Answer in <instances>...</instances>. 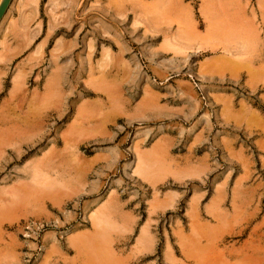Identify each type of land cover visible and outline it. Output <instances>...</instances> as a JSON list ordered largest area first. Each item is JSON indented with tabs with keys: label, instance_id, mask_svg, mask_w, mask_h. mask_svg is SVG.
<instances>
[{
	"label": "rangeland",
	"instance_id": "rangeland-1",
	"mask_svg": "<svg viewBox=\"0 0 264 264\" xmlns=\"http://www.w3.org/2000/svg\"><path fill=\"white\" fill-rule=\"evenodd\" d=\"M262 67L264 0H13L0 264H264Z\"/></svg>",
	"mask_w": 264,
	"mask_h": 264
},
{
	"label": "bare ground",
	"instance_id": "bare-ground-1",
	"mask_svg": "<svg viewBox=\"0 0 264 264\" xmlns=\"http://www.w3.org/2000/svg\"><path fill=\"white\" fill-rule=\"evenodd\" d=\"M2 0H0V2H1ZM189 19V18H188ZM144 21V20H143ZM192 26V25H191ZM170 36V35H169ZM166 44V43H165ZM226 51V50H225ZM233 52V51H232ZM245 52V51H244ZM226 53H231V51H229V50H227L226 51ZM237 54V53H236ZM231 56H234L233 55V53H231L230 54ZM229 55V57L230 58H232L231 56ZM226 56H227V54H226ZM226 56H224V57H222V58H226ZM108 57H110V56H108ZM241 57V56H240ZM228 59V58H227ZM227 59L225 60V61H222V59H220V58H214L213 60H211V61H209V63L211 64V66H212V64H215V65H217V63L218 62H220L221 64H222V62H224V64L226 63V61H227ZM224 60V59H223ZM231 60V59H230ZM111 61V60H110ZM233 62V61H232ZM232 62L231 61H229V63H230V65H232ZM209 63H207V64H209ZM219 64V63H218ZM221 64H219V65H221ZM228 64V63H227ZM210 67V65H207V67ZM222 67H223V65H221ZM262 66V65H261ZM219 67V66H218ZM225 67H227V66H225ZM242 67V66H241ZM217 68V67H216ZM263 68V67H262ZM208 69V68H207ZM220 69V68H219ZM260 69V68H259ZM264 69V68H263ZM229 70V69H228ZM230 72V71H229ZM253 73H256V72H253ZM202 74V73H201ZM262 74V73H261ZM222 75V74H221ZM253 75V74H252ZM257 75V74H256ZM250 77H253V76H250ZM126 78V77H125ZM257 78H259V77H257ZM252 79H254V77L252 78ZM117 80V79H116ZM127 80V79H126ZM257 80V79H256ZM94 81V80H93ZM262 81H263V79H262ZM119 83V82H118ZM100 84V83H99ZM105 84V83H104ZM114 84V83H113ZM106 86V85H105ZM111 86V85H110ZM17 94V93H16ZM111 94V93H110ZM57 95V94H56ZM22 96V95H21ZM54 96V95H53ZM121 96V95H120ZM154 97V96H153ZM50 98V97H49ZM52 98V97H51ZM111 98H113V96L111 97ZM144 100V99H143ZM49 101V100H48ZM110 101V100H109ZM44 104V103H43ZM156 107V106H155ZM145 108V107H144ZM38 109V108H37ZM12 110V109H11ZM41 111V110H40ZM143 112V111H142ZM137 113V112H136ZM2 115V114H1ZM20 117V116H19ZM22 117V116H21ZM79 117V116H78ZM24 123V122H23ZM25 124V123H24ZM27 125V124H26ZM26 127V126H25ZM42 129V128H41ZM9 133V132H8ZM36 133V132H35ZM10 134H11V132H10ZM12 135V134H11ZM21 135H22V133H21ZM20 135V136H21ZM12 137V136H11ZM22 138V137H21ZM17 140V139H16ZM23 141V140H22ZM56 157V156H55ZM40 160V159H39ZM41 162V161H40ZM53 162V161H52ZM42 163V162H41ZM37 165H39V164H37ZM37 167V166H36ZM140 166H138V168H139ZM139 169H141V168H139ZM37 170V169H36ZM142 170V169H141ZM141 170H139V171H141ZM142 172V171H141ZM34 173V172H33ZM47 173V172H46ZM53 173V172H52ZM48 174V173H47ZM35 176V175H34ZM38 178V177H37ZM34 182V181H33ZM46 183V182H45ZM41 184H42V182H41ZM52 192V191H51ZM50 196H51V194H50ZM30 199H32V198H30ZM32 201V200H31ZM35 202V201H34ZM14 206V205H13ZM16 206V205H15ZM29 210V209H28ZM41 210V209H40ZM7 211V210H6ZM5 211V212H6ZM1 215V214H0ZM4 217V216H3Z\"/></svg>",
	"mask_w": 264,
	"mask_h": 264
},
{
	"label": "water",
	"instance_id": "water-1",
	"mask_svg": "<svg viewBox=\"0 0 264 264\" xmlns=\"http://www.w3.org/2000/svg\"><path fill=\"white\" fill-rule=\"evenodd\" d=\"M12 1L13 0H2L0 2V23L3 20V18L5 17Z\"/></svg>",
	"mask_w": 264,
	"mask_h": 264
}]
</instances>
